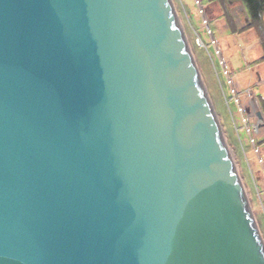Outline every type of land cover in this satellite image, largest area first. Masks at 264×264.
Listing matches in <instances>:
<instances>
[{
    "label": "water",
    "instance_id": "1",
    "mask_svg": "<svg viewBox=\"0 0 264 264\" xmlns=\"http://www.w3.org/2000/svg\"><path fill=\"white\" fill-rule=\"evenodd\" d=\"M0 264H264L171 0H0Z\"/></svg>",
    "mask_w": 264,
    "mask_h": 264
},
{
    "label": "rangeland",
    "instance_id": "2",
    "mask_svg": "<svg viewBox=\"0 0 264 264\" xmlns=\"http://www.w3.org/2000/svg\"><path fill=\"white\" fill-rule=\"evenodd\" d=\"M171 3L264 244V25L241 0Z\"/></svg>",
    "mask_w": 264,
    "mask_h": 264
},
{
    "label": "trees",
    "instance_id": "3",
    "mask_svg": "<svg viewBox=\"0 0 264 264\" xmlns=\"http://www.w3.org/2000/svg\"><path fill=\"white\" fill-rule=\"evenodd\" d=\"M241 2L243 3L246 9L250 26L256 28L257 32L261 33L263 31V25H264V0H241ZM223 14H225L224 16L226 17V19L228 18L230 19L229 15L225 11H223ZM227 26H228L227 28L230 29L232 32L234 31V29H232L233 25H227ZM231 26L232 28H230Z\"/></svg>",
    "mask_w": 264,
    "mask_h": 264
}]
</instances>
